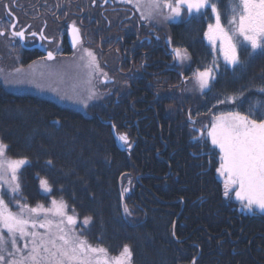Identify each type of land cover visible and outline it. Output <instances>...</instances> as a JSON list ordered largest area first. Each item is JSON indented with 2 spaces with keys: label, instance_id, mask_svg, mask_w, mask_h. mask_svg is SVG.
Wrapping results in <instances>:
<instances>
[{
  "label": "trees",
  "instance_id": "obj_1",
  "mask_svg": "<svg viewBox=\"0 0 264 264\" xmlns=\"http://www.w3.org/2000/svg\"><path fill=\"white\" fill-rule=\"evenodd\" d=\"M209 22L187 16L170 29L190 50L194 70L212 58L204 37ZM241 56L245 57L243 51ZM225 67L221 61L210 90L169 87L157 111L145 103L151 119L142 127L147 132H135L139 114L129 104H94L84 111L0 83V140L9 146L11 157L30 161L19 173L27 202L65 200L82 221L91 217L83 227L92 244L113 255L127 244L133 250V264H264V212H249L234 192L223 195V180L216 172L219 150L210 140L193 139L197 133L188 119L191 108L195 125L202 127L212 113L235 107L244 111L249 101L264 99L253 91L245 94L243 106L217 103L224 99L220 93L264 83V56L256 55L241 78H235L230 67L225 72ZM155 113L163 116L159 117L163 128ZM126 114L134 123L129 136L137 140L130 149L118 141L109 119L112 115L114 124L121 126ZM165 143L162 157L157 151L164 150ZM149 145L158 146L144 149ZM124 174L134 181L125 196ZM41 180L48 181L51 193H44ZM125 203L130 216L123 213Z\"/></svg>",
  "mask_w": 264,
  "mask_h": 264
},
{
  "label": "snow or ice",
  "instance_id": "obj_2",
  "mask_svg": "<svg viewBox=\"0 0 264 264\" xmlns=\"http://www.w3.org/2000/svg\"><path fill=\"white\" fill-rule=\"evenodd\" d=\"M120 2L132 5L140 13L141 20L149 22L161 15L164 9H167L165 20L179 19L184 14L189 19H211L212 22L207 23L204 37L208 41L212 58L207 62L202 61L191 74L192 82L201 93L211 89L221 71V61L226 66L225 72L230 67L233 76L241 78L256 55L264 56V0ZM72 33L73 44H80V29L75 22L72 24ZM2 35H5V30L0 29ZM10 35L13 39H23L25 32L16 31L15 25H12ZM29 35L35 38L37 33L31 32ZM39 35L41 40L49 39L43 33ZM167 39L170 44L171 37ZM242 51L245 53L244 58L241 56ZM172 53L181 66L191 59L187 49L173 48ZM54 59L53 52L48 51L47 60ZM79 60L87 69V78L82 84L87 88L88 99H94L97 91L92 86V80L97 75L107 79V73L103 72L96 55L89 49L82 48ZM21 71L16 69L17 73ZM261 80L264 81V73H261ZM25 82L33 81L5 78V83ZM184 82L187 83L188 79ZM75 88L76 85L73 86L74 91ZM53 91L58 89L54 88ZM253 91L264 97V83L252 87L245 84L231 93H220L218 95H223L224 99H218L217 103L243 106L245 94ZM82 102L87 107V103ZM188 119L193 125L198 123L192 119L190 112ZM112 128L115 131L116 125L112 124ZM193 131L197 133L193 136L197 142L210 140L211 145L219 150L216 172L223 178V195L228 197L234 192L243 208L249 212H264V99L249 101L244 111L235 107L232 111L212 113L208 124L194 127ZM117 137L129 149L132 147L128 133H117ZM8 147L0 140V264H133V250L129 245H123L119 254L113 256L108 248L94 246L82 231H77L78 216L75 208L71 210L73 214H69L66 201L53 199L49 207L40 203L35 206L29 204L21 189L19 173L30 161L27 157H9ZM40 183L44 193H51L52 188L47 180H41ZM127 192L129 188L122 189V195ZM123 213L128 216L132 214L126 203L123 204ZM90 222L91 217H85L82 225L87 226Z\"/></svg>",
  "mask_w": 264,
  "mask_h": 264
},
{
  "label": "flooded vegetation",
  "instance_id": "obj_3",
  "mask_svg": "<svg viewBox=\"0 0 264 264\" xmlns=\"http://www.w3.org/2000/svg\"><path fill=\"white\" fill-rule=\"evenodd\" d=\"M163 20L161 15L151 22L141 20L140 13L132 5L120 0H107V3L104 0H0V29L5 30V35L0 36V61L13 62L15 66L42 61L49 63L56 73L65 69L78 73L82 69L87 71L79 56L82 48L89 49L108 77L97 75L101 90L93 105L129 104L139 114L135 132H147L142 127L150 125L151 119L146 114L145 103L157 111V105L164 99L161 96L169 87L181 86L194 91L191 52L176 40V34L170 32L177 21ZM73 22L80 29V44H73ZM12 25L16 31L25 32L23 39L11 37ZM31 32H36L37 36L30 37ZM40 33L49 39L41 40ZM168 37H171L170 44ZM177 47L187 49L191 57L183 66L176 62L172 53ZM48 51L53 52L54 60H47ZM186 78L187 83L184 82ZM124 111L128 112L127 107ZM189 112L193 119L191 108L188 117ZM112 117L109 119L114 124ZM123 117V125L116 126L117 132L129 135L134 123L127 114ZM155 117L163 128L160 121L163 116L155 113ZM142 123L144 125H140ZM129 139L132 147L135 146L137 140L130 136ZM157 146H144V149ZM166 148L165 143L164 150L158 148V154L163 157Z\"/></svg>",
  "mask_w": 264,
  "mask_h": 264
},
{
  "label": "rangeland",
  "instance_id": "obj_4",
  "mask_svg": "<svg viewBox=\"0 0 264 264\" xmlns=\"http://www.w3.org/2000/svg\"><path fill=\"white\" fill-rule=\"evenodd\" d=\"M166 14H167V10L164 9L163 13L161 14L163 19H164V15ZM185 17H187V14H184L181 18L174 19L172 21L182 20ZM163 21L166 20L164 19ZM16 69H21L22 71L17 73ZM0 70H2L0 71V83H2L7 89L16 92H28V93H34L42 96L51 97L62 104H66L84 111H87L90 108V106L93 105L92 103L93 100L96 99V98L91 100L88 99L87 88L85 85L82 84V81L87 78V71H84L83 69L78 73L65 69V70H61V73H59L60 75H52V73H56V72H54L50 64L46 62H42V61L32 62L29 64H25L23 66H15L13 62L8 61L3 63L2 61H0ZM69 76L72 77L69 79L68 78ZM5 78H7L8 80L20 79V80L33 81V82H25L20 84L5 83ZM97 81H98L97 76H95L92 80V86L95 87L98 97L101 89L98 87L99 82L97 83ZM74 85H76L75 91L73 90ZM192 87L194 88L195 91H199L194 83ZM54 88L58 89V91H53ZM82 101H85L87 103V107H85V103H83ZM7 155L11 157L8 154V152ZM129 180L131 181V183H129ZM133 183L134 181L132 175L130 174L122 175L121 190L123 188H129V192H130L133 187ZM129 192L123 193V195L124 196L128 195ZM5 199L7 200L8 197H5ZM56 200L59 201L61 200V198H57ZM39 203L43 204L45 207H49L51 205V201L48 203H43V202H39ZM36 204H31V205L35 206ZM71 210L72 209L69 206L68 212L70 215L73 214ZM255 211H259V210H254L252 212ZM76 229L77 231H82L86 236L85 228L83 227L82 220L79 218V216H78V223L76 225Z\"/></svg>",
  "mask_w": 264,
  "mask_h": 264
},
{
  "label": "water",
  "instance_id": "obj_5",
  "mask_svg": "<svg viewBox=\"0 0 264 264\" xmlns=\"http://www.w3.org/2000/svg\"><path fill=\"white\" fill-rule=\"evenodd\" d=\"M193 120H195L194 118H193ZM198 128V127H197ZM113 133L115 134V136H116V138L118 139V137H117V129H115V131L113 130ZM118 141L120 142V143H122L119 139H118ZM240 210H242V208H240Z\"/></svg>",
  "mask_w": 264,
  "mask_h": 264
}]
</instances>
